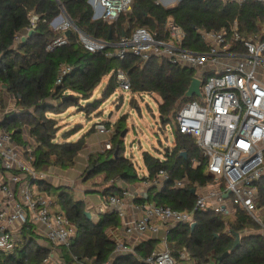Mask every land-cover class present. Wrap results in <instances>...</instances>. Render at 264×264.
<instances>
[{
    "label": "trees",
    "instance_id": "1",
    "mask_svg": "<svg viewBox=\"0 0 264 264\" xmlns=\"http://www.w3.org/2000/svg\"><path fill=\"white\" fill-rule=\"evenodd\" d=\"M59 2L76 26L94 37L107 38L110 34L112 39H116L122 34L128 35L135 27H144L161 36L167 20L171 19L185 32L183 44L191 50L206 48L201 31L223 28L228 31L233 20H237L239 34L246 38L254 37L264 25V8L255 0L241 3L178 0L171 7H163L156 0H133L131 10L122 13L116 21L91 19V9L86 0ZM29 12L38 16L36 26L25 40H17L16 36L27 32L30 26L27 18ZM59 12L55 0H0V109L5 106V94L14 100L15 106L5 113L0 125L11 131L17 141L20 140L18 136L22 128L25 126L28 129L36 143L33 150L35 167L49 169L74 165L85 147L84 137L67 140L73 133L67 131L62 133L63 141L55 140L57 123L55 119L46 117L45 112L58 113L67 106L79 105L80 100L92 95L105 75H109V79L102 98H107L117 86L114 79L117 68L127 73L132 92H150L160 98L157 111L161 122L167 121L183 101L194 98H183L193 70L172 64L163 57L152 56L146 61L132 55L124 59L106 57L102 51L90 52L83 48L76 41L74 32L67 36L65 44L47 50V44L61 35L49 25V21ZM62 66L71 67V70L57 84L58 70ZM69 93L73 98L64 99ZM129 100L135 101L133 96ZM98 106L99 100H95L86 103L84 109L89 112ZM121 130L118 126L115 128L109 140L110 148L87 156L85 177L89 179L103 175L102 182L95 185L109 182L102 189L105 196L120 193L117 180L132 182L138 178L132 161L123 156ZM181 151L186 152L185 157L180 155ZM191 157H200L193 138L179 133L176 128L172 146L166 149L163 159L143 152L142 160L148 174L142 179L153 180L160 169L168 175L163 189L152 196L153 200L179 210L192 209L195 194L190 192L191 185L179 189L170 187L173 180L181 177L199 184L211 179L203 165L190 166ZM39 185L42 191L49 194L50 183L43 180L39 181ZM257 191L258 206L264 207V177L258 181ZM56 201L63 206L61 211L74 227L69 246L62 248L66 264L72 262L71 255L94 258L96 264L108 259L116 242L107 235L106 229L119 226L116 213H100L94 222L85 214L84 202L75 199L74 192L67 186L57 194ZM261 217L264 223V212ZM193 220V228L188 224H178L169 229L166 240L173 245L170 248L173 254L186 247L194 264L208 262L210 258L214 259L215 264H264V235L258 232L260 225L242 209L235 207L230 215L209 209L196 210ZM234 232L240 234L239 243L218 261V256L231 249ZM34 238L32 225L28 224L15 250L10 254L0 253V264H43L48 249L38 246ZM137 250L141 257H145L152 247H137ZM113 264L144 263L132 254H124L117 256Z\"/></svg>",
    "mask_w": 264,
    "mask_h": 264
},
{
    "label": "built area",
    "instance_id": "2",
    "mask_svg": "<svg viewBox=\"0 0 264 264\" xmlns=\"http://www.w3.org/2000/svg\"><path fill=\"white\" fill-rule=\"evenodd\" d=\"M55 1L60 12L49 25L61 35L47 44V50L65 44L64 31L71 28L76 41L90 52L102 51L106 57L118 59L132 55L142 61L152 56L163 57L172 64L191 68L193 76L200 80L201 96L194 95L183 101L171 116L179 133L193 138L200 152V157L189 159L190 166L203 165L211 175L205 186L197 183L201 189L195 194L192 209L179 210L155 201L135 203V195L124 188L120 193L107 195L97 208L99 213H116L127 239L138 238L148 231L156 232L162 226L166 228L164 248L152 250L141 259L143 263L178 264L191 260L186 247L173 254L166 246V235L178 224L190 225L196 210L209 209L230 215L238 207L264 231L261 217L264 207L258 206L257 191V183L264 177V27L259 35L246 38L239 34L237 20H233L228 31L224 28L201 31L206 48L191 50L183 44L185 32L172 20H167L161 36L144 27H135L128 35L122 34L116 39L94 37L77 27L59 0ZM221 1L241 3L244 0ZM255 1L264 8V0ZM86 2L91 9V19L116 21L122 13L131 10L133 0ZM27 18L28 31L35 28L38 16L29 12ZM70 70L68 66L60 67L56 83ZM114 79L132 96L138 93L131 91L128 75L120 68L114 71ZM6 112L5 108L0 109V123ZM93 128L99 133L112 132L105 121L96 122ZM26 136L27 144H19L11 131L0 125V253H12L30 224L34 239L44 237L50 244L43 264H66L62 248L69 246L74 227L62 211L54 209L55 202L41 193L39 181L49 183V174L34 166L36 143L28 130ZM29 140L32 142L28 143ZM110 146L109 141L104 143L106 149ZM167 179L166 171L160 169L153 182L164 186ZM187 184L188 179L183 177L173 180L170 187L179 189ZM136 211L140 212L138 216L134 215ZM132 251L119 241L101 264H113L121 253ZM71 257L69 264H96L94 258L88 256Z\"/></svg>",
    "mask_w": 264,
    "mask_h": 264
},
{
    "label": "rangeland",
    "instance_id": "3",
    "mask_svg": "<svg viewBox=\"0 0 264 264\" xmlns=\"http://www.w3.org/2000/svg\"><path fill=\"white\" fill-rule=\"evenodd\" d=\"M263 27L264 25L261 27L260 32ZM260 32L256 35H259ZM106 79L107 75L103 76L93 90L92 95L86 100H80L79 105L67 106L61 114L59 112H45L46 117L55 119L57 123L58 130L55 134V140L63 141L62 133L71 131L73 133L68 136L67 140L74 141L84 137L85 149L80 151L72 167L62 168L55 166L45 169L49 175L58 177L61 181L57 184L52 182L49 194L42 190L41 193L46 194L56 202L57 207H54V209L63 210V206L56 201L57 194L64 188L65 181H68L70 190L74 192V198L85 199L92 206L91 210L94 208L93 221L95 222L98 220V214L95 213V209L102 203L103 197L96 191L81 189L87 186L91 187L94 183L102 182L103 175L94 176L86 181L85 168H81L83 164H87L88 154L105 150L104 143L110 140L112 133L118 126L122 129L121 132L126 130L124 136H120L123 156L132 161L136 174L141 176L146 173L142 160L143 152L163 159L166 149L172 146L175 129L172 117L165 122H161L157 111V103L160 98L154 93H134L133 98L135 101L130 102L129 99L132 97L130 91L124 90L117 85L112 94L105 99L102 98ZM95 100H99V106L89 112L85 111V104ZM8 107L9 109L15 108L14 104ZM122 117L124 118L122 119ZM98 121H105L111 127L112 132H97L93 125ZM87 151L91 152L86 153ZM133 181H136V179ZM35 184H38V182ZM39 187L41 188V186ZM258 232L264 233L261 230H258ZM207 264H215L214 259L210 258Z\"/></svg>",
    "mask_w": 264,
    "mask_h": 264
},
{
    "label": "crops",
    "instance_id": "4",
    "mask_svg": "<svg viewBox=\"0 0 264 264\" xmlns=\"http://www.w3.org/2000/svg\"><path fill=\"white\" fill-rule=\"evenodd\" d=\"M156 2H158L159 4H161L163 7H171V6L175 5L178 2V0H156ZM168 20H171V19H168ZM108 79H109V75H107V79H106V83H105L104 87H106L107 82H108ZM6 95L7 94L4 95V99H5V102L4 103H5V106L3 108H1V109H4L5 108L8 111V109H9L8 106L11 107L12 104H14V100L9 95H7V96ZM10 110L11 109H9V111ZM61 113H62V111L59 112V114H61ZM27 130L28 129L24 126L22 128V130L20 131L19 136H18V138L20 140L17 141L15 138H14V140L17 143H19V144H22L21 142H23L24 144H22V145L27 144V142H26L27 139H28V137L26 136ZM65 132H67V131H65ZM31 142H32V140H29L28 141V143H31ZM89 152H91V151H87L86 153H89ZM83 166H86V164H83L81 169L85 168ZM147 174L148 173H147V169H146V173L145 174H142L141 176H138L137 175L138 178L136 179V181L127 182L125 180H117L116 181V185L119 188H124V189H127L130 192H132L135 195V198H134L135 203H144V202H148V201H151V202L152 201L153 202L155 201L156 202V200H153L152 199V196H154L157 192H160L163 189V185L154 184V182H153L154 179L153 180H148V179L145 180V179H142L143 177L147 176ZM98 176H102V175L100 174ZM91 178H93V177H91ZM181 178H183V177H181ZM89 179H87V180H89ZM210 180L211 179H209L206 183L200 184V185L201 186H205V184L209 183ZM60 181L61 180L58 177H54L52 175H49V183L50 184H52V182L55 183V184H57ZM188 181H189V179H188ZM83 183H85V182H83ZM106 184H109V182L106 183ZM106 184H104V185H95V183H94L93 186H91V187H88L87 186V187H85L84 189H81V190H85V191H88V190H90V191H96V192H98L103 197V200L102 201H104V199H105V197L107 195L105 196V195L102 194V189L104 188V186ZM198 184H197L196 181H194L193 183H190V181H189V184H187V185H191V188L190 189H194V193L193 194H196V192L201 189L200 185L198 186ZM69 185H70L69 182L68 181H65V183H64L63 186L70 187ZM38 186H40V185L38 184ZM148 196H149V199H148ZM139 199H142L143 201H138ZM82 201L84 202L85 210L90 212V215H91L90 218L93 220V210H94V208H93V210H91V207L92 206L90 205V203L88 201H85V199L82 200ZM55 207H57L56 202H55ZM58 210H60V209H58ZM95 211H96L95 213L98 214V218H99L100 213L98 212V209H95ZM139 214H140V212L136 211L134 215L138 216ZM119 220H120V218H119ZM165 230H166V228L162 226V227H159L158 231H156V232H150V231H148V232H145L144 234H142L141 236H139L138 238H135L134 239V238H130L129 237L127 239V237L124 235V233L122 231V228H121V220H120L119 226H117L115 228L108 227L106 229V233H107L108 236H110L112 239H114L116 243L119 242V241H122L125 244H127L128 248L131 247V249L133 250L132 252H123V253H121V255H124V254H132L133 256H135L136 258H139L141 260L143 257L140 256V253L138 252L137 247H144V246L145 247L146 246L147 247H150L151 246L152 247V250H160V249H163L164 248L163 238H164V235H165ZM166 237H167V235H166ZM131 242H132V244H131ZM35 243L38 246H40V247H43V248H46V249H49L50 248L49 247L50 244L48 243V241L46 239H44V237H38L35 240ZM166 246L169 247V248L173 247V245L171 246L169 243H167V241H166ZM178 264H194V261L191 258V260H189V261L179 262ZM202 264H207V262L202 263Z\"/></svg>",
    "mask_w": 264,
    "mask_h": 264
},
{
    "label": "water",
    "instance_id": "5",
    "mask_svg": "<svg viewBox=\"0 0 264 264\" xmlns=\"http://www.w3.org/2000/svg\"><path fill=\"white\" fill-rule=\"evenodd\" d=\"M69 18H70V17H69ZM74 24H75V23H74ZM32 32H33V29L28 30L27 33H26V35H22V36H21V40H25L26 37H27L28 35H30ZM70 33H71V28H68V29H66V30L64 31L65 36H69ZM107 39H111V35H110V34L107 36ZM194 95H195V96H198V97L201 96V93H200V80H199L197 77L192 76V77H191V82H190V84H189L187 90L185 91V93H184V95H183V98H190V97H192V96H194ZM67 98H73L72 94L69 93V94H67V95L64 97V99H67ZM125 131H126V130H124V131H122V132L120 133V136H121V137L124 136ZM116 154H117V151H115V155H116ZM180 155H182L183 157H185V156H186V152H185V151H181V152H180ZM190 192H191V193H194V189H190ZM225 196H226V194H225ZM84 212H85V214L87 215L88 218L91 217L89 211H84ZM194 225H195V222L193 221V222L190 224V227L193 228ZM233 234H234V241H233V243H232V247H231V249H230L229 251H225V252L222 253L220 256H218V258H217L218 261L222 260L225 256H227V255L230 253V251L234 250V248H235V247L237 246V244L239 243V240H240V234H239L238 232H234Z\"/></svg>",
    "mask_w": 264,
    "mask_h": 264
}]
</instances>
